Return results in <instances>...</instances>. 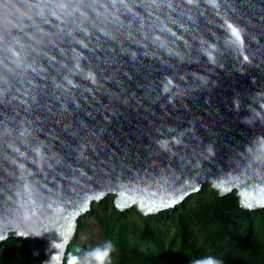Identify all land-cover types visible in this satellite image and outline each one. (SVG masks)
I'll return each mask as SVG.
<instances>
[{
	"label": "water",
	"instance_id": "obj_1",
	"mask_svg": "<svg viewBox=\"0 0 264 264\" xmlns=\"http://www.w3.org/2000/svg\"><path fill=\"white\" fill-rule=\"evenodd\" d=\"M204 185L264 209V0H0V242L63 264L93 203Z\"/></svg>",
	"mask_w": 264,
	"mask_h": 264
},
{
	"label": "trees",
	"instance_id": "obj_2",
	"mask_svg": "<svg viewBox=\"0 0 264 264\" xmlns=\"http://www.w3.org/2000/svg\"><path fill=\"white\" fill-rule=\"evenodd\" d=\"M109 240L115 251L107 264H195L208 257L221 264H264V209L245 210L234 193L220 196L209 185L175 209L148 217L135 208L120 212L114 197H106L79 219L63 264ZM43 260L27 240L0 242V264Z\"/></svg>",
	"mask_w": 264,
	"mask_h": 264
},
{
	"label": "clouds",
	"instance_id": "obj_3",
	"mask_svg": "<svg viewBox=\"0 0 264 264\" xmlns=\"http://www.w3.org/2000/svg\"><path fill=\"white\" fill-rule=\"evenodd\" d=\"M113 251H115L113 243L110 240L105 241L102 246L85 250L82 260L75 257L71 258L69 264H107ZM195 264H221V262L208 257L195 261Z\"/></svg>",
	"mask_w": 264,
	"mask_h": 264
},
{
	"label": "snow or ice",
	"instance_id": "obj_4",
	"mask_svg": "<svg viewBox=\"0 0 264 264\" xmlns=\"http://www.w3.org/2000/svg\"><path fill=\"white\" fill-rule=\"evenodd\" d=\"M229 27L232 28L233 35L236 36V39H237V40H241V36H240V34H239L237 28H236V27H233V25H231V24H229ZM245 59H247V57H245ZM169 82H170V81H169ZM165 146H166V143L162 144V147H165ZM209 151H211V149H209ZM171 203H175V201H172ZM118 206L121 207V208L125 207L124 204H121V205H118ZM147 210H148L149 212L153 211L152 208H148Z\"/></svg>",
	"mask_w": 264,
	"mask_h": 264
},
{
	"label": "rangeland",
	"instance_id": "obj_5",
	"mask_svg": "<svg viewBox=\"0 0 264 264\" xmlns=\"http://www.w3.org/2000/svg\"><path fill=\"white\" fill-rule=\"evenodd\" d=\"M108 197H114V196H112V195H109ZM73 257H75V256H73ZM108 263V262H107Z\"/></svg>",
	"mask_w": 264,
	"mask_h": 264
}]
</instances>
